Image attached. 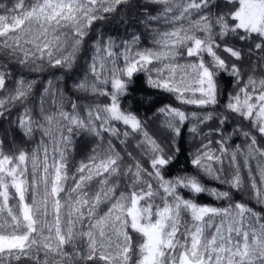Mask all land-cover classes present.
I'll use <instances>...</instances> for the list:
<instances>
[{
  "label": "snow or ice",
  "instance_id": "1",
  "mask_svg": "<svg viewBox=\"0 0 264 264\" xmlns=\"http://www.w3.org/2000/svg\"><path fill=\"white\" fill-rule=\"evenodd\" d=\"M0 264H264V0L0 3Z\"/></svg>",
  "mask_w": 264,
  "mask_h": 264
},
{
  "label": "trees",
  "instance_id": "2",
  "mask_svg": "<svg viewBox=\"0 0 264 264\" xmlns=\"http://www.w3.org/2000/svg\"><path fill=\"white\" fill-rule=\"evenodd\" d=\"M0 3H9L10 4V0H0ZM257 75H260V74L257 73ZM231 90H232V85H229V91H231ZM136 96H137V98H140V97L143 96V93H139L138 92L136 94ZM163 102H168V101L164 100ZM141 111L143 112V109H141ZM150 114L151 113H149V115ZM8 127L9 126L7 124L3 125V128H8ZM236 143H240V141L237 140ZM185 161H186V157L184 155H181L179 160L177 161V163L172 166L171 173H175L178 168L184 167L185 166ZM189 171H191V169H189ZM235 199L237 201H241V202H248V194H247V192L238 193L236 195ZM202 202H209V198H202ZM249 206L253 207L257 211H261L260 206L256 205L254 202H250Z\"/></svg>",
  "mask_w": 264,
  "mask_h": 264
}]
</instances>
